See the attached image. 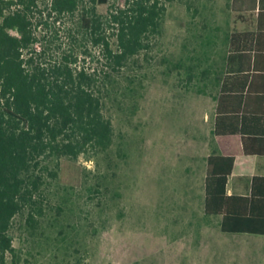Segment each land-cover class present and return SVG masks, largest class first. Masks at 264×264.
<instances>
[{
	"label": "rangeland",
	"instance_id": "rangeland-1",
	"mask_svg": "<svg viewBox=\"0 0 264 264\" xmlns=\"http://www.w3.org/2000/svg\"><path fill=\"white\" fill-rule=\"evenodd\" d=\"M46 1L36 14L35 65L49 69L69 56L73 69L94 78L113 140L79 156L75 186L60 184L58 156L38 160L30 173L33 203L11 229L17 263L264 264V236L223 233L221 218L204 213L229 35L252 28L241 24L233 0H163L149 46L115 69L82 25L92 5L58 18L45 11ZM120 5L110 0L95 9L105 17ZM106 32L117 52L115 31ZM252 170L264 175V157L253 158Z\"/></svg>",
	"mask_w": 264,
	"mask_h": 264
},
{
	"label": "trees",
	"instance_id": "trees-1",
	"mask_svg": "<svg viewBox=\"0 0 264 264\" xmlns=\"http://www.w3.org/2000/svg\"><path fill=\"white\" fill-rule=\"evenodd\" d=\"M110 0H48L45 11L58 18L81 5L82 25L113 69L145 50L166 12L163 0H117L107 16L97 5ZM41 0H0V264H18L11 229L15 217L33 203L32 168L45 156H58L59 182L75 186L77 160L88 149L105 150L113 140L112 122L93 90L94 78L73 69L71 59L51 68L36 66L35 24ZM256 31L233 32L228 39L213 134L217 152L207 157L204 213L221 218L228 234L264 236V176L254 175L248 195L228 194L236 167L247 173L251 156H264V0H259ZM107 29L117 36L118 51ZM33 213L29 219H33Z\"/></svg>",
	"mask_w": 264,
	"mask_h": 264
},
{
	"label": "crops",
	"instance_id": "crops-1",
	"mask_svg": "<svg viewBox=\"0 0 264 264\" xmlns=\"http://www.w3.org/2000/svg\"><path fill=\"white\" fill-rule=\"evenodd\" d=\"M260 6L261 5L259 3V0H233L234 12L238 13V18H239V20L242 21L241 24H245V23H250V25L252 24V28H247L245 30L239 29V30L234 31V32L256 31V29H257V16H258ZM262 6L264 7V5H262ZM245 13H249L253 17L252 21L249 20V18H244L242 16V14H245ZM226 67H227V61H226ZM226 67H225V70H226ZM221 81H222V79H221ZM216 107H217V103H216ZM215 111H216V109H215ZM214 124H215V117H214ZM213 130H214V125H213ZM214 138H215V136H214ZM215 145H216V141H215ZM216 152H217V145H216V151L214 153H216ZM209 155L210 154H207L206 160H207V157ZM255 157H264V156H251V157H249L247 160V164H246L247 165V173H244V171H242L239 166L236 167L232 176L229 178L228 194L248 195L250 193L251 179L254 175H256V174H254V172L252 170V162H253V158H255ZM258 176H264V175H258ZM246 177H249V183L245 182ZM206 231H208V230H205L203 232L206 233ZM180 243H182V245H184L185 241L183 240ZM189 244L194 249L196 247V240H193V242H188V245Z\"/></svg>",
	"mask_w": 264,
	"mask_h": 264
}]
</instances>
